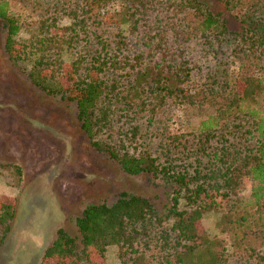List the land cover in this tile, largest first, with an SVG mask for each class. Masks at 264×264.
<instances>
[{
	"label": "trees",
	"instance_id": "16d2710c",
	"mask_svg": "<svg viewBox=\"0 0 264 264\" xmlns=\"http://www.w3.org/2000/svg\"><path fill=\"white\" fill-rule=\"evenodd\" d=\"M0 22L12 66L156 190L87 204L39 264H106L109 247L116 264H264V0H0ZM189 110L207 114L171 129Z\"/></svg>",
	"mask_w": 264,
	"mask_h": 264
},
{
	"label": "rangeland",
	"instance_id": "374dc122",
	"mask_svg": "<svg viewBox=\"0 0 264 264\" xmlns=\"http://www.w3.org/2000/svg\"><path fill=\"white\" fill-rule=\"evenodd\" d=\"M206 114L183 111L170 127L193 128ZM249 188L247 180L241 181L237 199L245 200ZM119 191L156 194L141 176L124 174L91 148L71 102L41 93L12 66L0 22V208L15 209L0 264H39L57 229L74 235L73 218L87 204L111 201ZM216 220V214L209 213L200 228L214 237ZM105 263L116 264L113 247L107 248Z\"/></svg>",
	"mask_w": 264,
	"mask_h": 264
}]
</instances>
